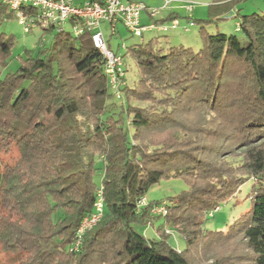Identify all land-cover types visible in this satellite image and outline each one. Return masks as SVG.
<instances>
[{
    "label": "trees",
    "instance_id": "obj_1",
    "mask_svg": "<svg viewBox=\"0 0 264 264\" xmlns=\"http://www.w3.org/2000/svg\"><path fill=\"white\" fill-rule=\"evenodd\" d=\"M233 5L241 35L211 33L202 20L199 50L165 48L159 37L126 46L125 64L130 55L140 77L119 104L88 32L46 29L39 54L27 51L3 75L14 40L0 31V152L15 145L20 153L0 182L4 252L18 264H264V13H242L237 0H215L209 12ZM11 16L0 1V20ZM174 19L173 11L158 22ZM98 161L104 215L74 250L100 188ZM171 177L189 187L167 199L166 215L150 211L161 200L139 207ZM250 178L260 186L245 217L208 229L206 213ZM159 217L184 249L160 225L154 238L136 227Z\"/></svg>",
    "mask_w": 264,
    "mask_h": 264
},
{
    "label": "rangeland",
    "instance_id": "obj_2",
    "mask_svg": "<svg viewBox=\"0 0 264 264\" xmlns=\"http://www.w3.org/2000/svg\"><path fill=\"white\" fill-rule=\"evenodd\" d=\"M2 1V0H0ZM144 2L148 7L143 10L141 15V23L148 25L153 22V19L148 13L149 8H159L158 19L166 18L171 12L178 14V25H174V20L166 21L170 26L168 31H145L143 36H135L130 30H128L123 23H119L116 32H113L112 26L109 21H103L100 29L103 32L106 40L109 43L111 50L117 53H127V49L122 47L125 43L126 46L130 47L133 44L148 42L152 38L159 37L161 45L165 48L172 45H181L192 47L195 50H199L202 47V41L200 37V29L202 22L205 20H211L207 25V29L211 33L223 32L226 34H238L241 32L237 28L238 18L231 15V10L236 9L235 5L229 8V11L222 13L220 16H211L209 12L210 4L214 3L215 0H185L188 3L191 2L193 10L188 12L183 6V2L176 1L172 8H161L163 0H139ZM225 3L228 0H217ZM237 5L242 9V13H264V0H237ZM235 6V7H234ZM190 13L191 20H196L197 23L191 25L189 30L185 31L184 26L189 24L188 15ZM203 20V21H202ZM67 30H70V26L67 25ZM0 31L4 32L6 36L13 38L14 43L12 52L7 58V65L1 68L2 74L11 72L17 69L20 64L21 58L27 57V51L31 54L38 55L40 50L48 44L51 38V32L45 31L40 28H34L31 32H25L23 25L18 21V18L11 16L0 20ZM55 32V31H54ZM126 85L134 87L140 77V69L137 63L133 60L130 55L126 56ZM123 90V89H122ZM113 93V91H112ZM111 101L120 103L123 101L122 98H118L115 94L112 95ZM19 150L15 145H12L8 151L0 152V182L3 176L4 167L6 165H12L19 158ZM100 160V159H98ZM103 165V164H102ZM101 162L98 161V169L95 174V182L97 187L102 185L104 169ZM260 186L257 179L250 178L243 183L238 191L226 200L220 202L217 205L220 207L214 215L210 216L209 212L214 210L217 206L210 209L207 213V219L205 226L210 230H222L227 228L228 225L233 223L238 217L244 218L247 212H249L252 205V191L253 187ZM264 187V184L262 183ZM188 183L182 178H164L159 184L149 189L146 194L147 200H161L167 204V199L176 194L181 193L188 189ZM148 205L142 206L147 207ZM150 211L152 209L150 207ZM153 213V212H152ZM154 214V213H153ZM166 215V214H165ZM164 216V215H163ZM165 217H159L156 219L155 224L137 225V229L144 235L150 238L158 237L157 227L160 225L168 236L169 241L177 249L182 250L186 247L185 239L180 235L177 228L169 223H164ZM17 256L13 253H6L3 251L2 245L0 244V264H18L16 260Z\"/></svg>",
    "mask_w": 264,
    "mask_h": 264
},
{
    "label": "built area",
    "instance_id": "obj_3",
    "mask_svg": "<svg viewBox=\"0 0 264 264\" xmlns=\"http://www.w3.org/2000/svg\"><path fill=\"white\" fill-rule=\"evenodd\" d=\"M183 2L188 12L193 10V5L185 0H163L161 8H172L174 2ZM14 12L18 21L23 25L25 32H31L34 28L46 30H66L67 25L75 36H81L88 32L94 47L105 58V72L109 79L110 88L113 93L122 98L123 88L126 84V65L123 53L111 50L100 26L103 21H109L113 32L118 29L119 23H123L135 36H143L145 31H168L170 26L166 22H158L159 8H149L148 12L153 19L148 25L141 23V15L148 6L139 0H2ZM190 15V13H189ZM178 22L175 19L174 25ZM194 25L190 20L184 26L189 30ZM126 48V44H122ZM139 207L149 205L146 196L139 200ZM105 200L103 190L100 187L97 191V198L93 210L84 217L79 226L72 248L77 250L82 243L83 235L93 228L104 215ZM154 214L165 215L168 208L165 202L151 206ZM220 209L217 206L209 212L212 216Z\"/></svg>",
    "mask_w": 264,
    "mask_h": 264
},
{
    "label": "crops",
    "instance_id": "obj_4",
    "mask_svg": "<svg viewBox=\"0 0 264 264\" xmlns=\"http://www.w3.org/2000/svg\"><path fill=\"white\" fill-rule=\"evenodd\" d=\"M236 10H237V9H232V10H231V15H233V16H234V15H235V13H236ZM148 13H149V12H148Z\"/></svg>",
    "mask_w": 264,
    "mask_h": 264
}]
</instances>
